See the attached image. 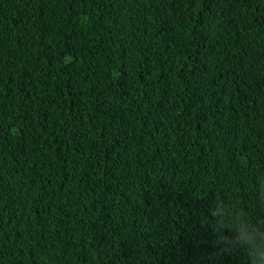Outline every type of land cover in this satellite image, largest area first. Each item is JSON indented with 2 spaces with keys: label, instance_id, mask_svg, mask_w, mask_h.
<instances>
[{
  "label": "trees",
  "instance_id": "1",
  "mask_svg": "<svg viewBox=\"0 0 264 264\" xmlns=\"http://www.w3.org/2000/svg\"><path fill=\"white\" fill-rule=\"evenodd\" d=\"M261 240L264 0H0V264Z\"/></svg>",
  "mask_w": 264,
  "mask_h": 264
},
{
  "label": "clouds",
  "instance_id": "2",
  "mask_svg": "<svg viewBox=\"0 0 264 264\" xmlns=\"http://www.w3.org/2000/svg\"><path fill=\"white\" fill-rule=\"evenodd\" d=\"M249 236L253 241L258 239L255 231L249 233ZM248 251L252 258L253 264H264V240L254 244L253 247L248 249Z\"/></svg>",
  "mask_w": 264,
  "mask_h": 264
}]
</instances>
